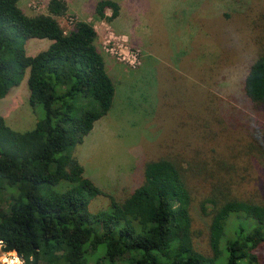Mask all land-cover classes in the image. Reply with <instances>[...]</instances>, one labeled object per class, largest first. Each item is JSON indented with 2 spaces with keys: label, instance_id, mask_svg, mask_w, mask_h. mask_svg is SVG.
<instances>
[{
  "label": "trees",
  "instance_id": "1",
  "mask_svg": "<svg viewBox=\"0 0 264 264\" xmlns=\"http://www.w3.org/2000/svg\"><path fill=\"white\" fill-rule=\"evenodd\" d=\"M19 1L0 0V99L27 73L28 103L32 110L40 107L43 117L33 129L16 132L0 115L2 251L16 253L23 264H88L90 254H98L97 264H264V8L253 12L251 2L241 3L246 27L262 48L236 106L219 110L209 92L203 106L199 101L184 109L197 141L223 146L229 157L250 164L262 199L236 198L228 186L220 191L229 177L222 180L216 172H233L235 163L218 154L205 160L193 148L196 156L184 162L176 153L143 164L142 181L120 200L85 178L73 156L74 146L110 111L116 92L94 26L76 21L65 32L57 21L67 13L63 0H49L47 12L33 16ZM119 11L116 2L101 0L94 14L111 24ZM33 39L51 43L28 56L26 42ZM206 69L198 81L208 75ZM197 166L215 180L200 205L209 218L208 254L192 240L187 173ZM101 195L108 204L92 213L90 202Z\"/></svg>",
  "mask_w": 264,
  "mask_h": 264
},
{
  "label": "rangeland",
  "instance_id": "2",
  "mask_svg": "<svg viewBox=\"0 0 264 264\" xmlns=\"http://www.w3.org/2000/svg\"><path fill=\"white\" fill-rule=\"evenodd\" d=\"M63 1L67 13L57 19L59 25L65 32L76 21L94 26L96 45L116 86L110 111L73 148L85 178L123 200L142 181L143 164L159 156L174 158L176 153L184 162L196 156L191 152L193 148H200L205 160L218 154L225 162L235 163L233 172H216L222 180L229 177L228 183L222 181L220 191L228 186L226 191L236 198L262 199L256 171L250 164L244 158L229 157L223 146L197 141L184 109L197 107L209 92H213L219 110L236 106L247 70L262 48L253 29L246 27L241 3L251 2L252 11L256 12L264 8V0H111L121 5L120 16L113 25L95 17V5L101 0ZM48 2L21 0L18 5L26 15L33 16L45 14ZM44 42L48 41H27V55L43 51ZM136 53L139 65L131 57L137 59ZM203 67L208 69V75L198 81ZM28 96L26 73L21 84L0 99V115L16 132L33 129L43 117L40 107L32 110ZM202 172L199 166L188 172L187 185L193 244L208 254L209 218L201 213L200 205L210 196L215 180L205 175L206 170ZM107 204V197L97 196L90 202L89 210L95 213ZM0 206L6 208L3 203ZM98 259V254H90L88 264H97ZM0 264L23 262L14 252L4 253L0 245Z\"/></svg>",
  "mask_w": 264,
  "mask_h": 264
},
{
  "label": "crops",
  "instance_id": "3",
  "mask_svg": "<svg viewBox=\"0 0 264 264\" xmlns=\"http://www.w3.org/2000/svg\"><path fill=\"white\" fill-rule=\"evenodd\" d=\"M20 1H21V0H20ZM20 1H19V2H20ZM117 4L119 5V7H120V9H121V5H120L119 3H117ZM21 10H22V9H21ZM120 12H121V10L119 11V16H120ZM79 14H80V13H79ZM80 15H81V14H80ZM28 16H29V15H28ZM106 16H108L107 12H106ZM119 16H118V17H119ZM118 17H117V18H118ZM117 18H116V19H117ZM116 19H114V20L111 22L112 25H113V23H114V21H115ZM84 22H85V21H84ZM38 40H40V39H38ZM45 40H46V39H42V40H40V41H45ZM47 41H48V42H44V44H42L43 46H45V47H44L45 49H47V47H48V46L50 45V43H51L49 40H47ZM38 43H39V42H38ZM34 44H35V43H34ZM45 49H44V50H45ZM28 55H29V53H28ZM29 56H35V55H29Z\"/></svg>",
  "mask_w": 264,
  "mask_h": 264
},
{
  "label": "built area",
  "instance_id": "4",
  "mask_svg": "<svg viewBox=\"0 0 264 264\" xmlns=\"http://www.w3.org/2000/svg\"><path fill=\"white\" fill-rule=\"evenodd\" d=\"M138 56H139V55L136 53V58H137V59H138ZM131 57H133V59H134V64H135V63H137V64L139 65V63H140V62H139V59H138V60H137V59H135V57H134V56H131ZM123 59H125V56H124V58H123ZM128 60H129V59H128ZM128 60H127V61H128ZM130 62H131V61H130ZM134 64H132V65H134ZM133 67H134V66H133Z\"/></svg>",
  "mask_w": 264,
  "mask_h": 264
}]
</instances>
